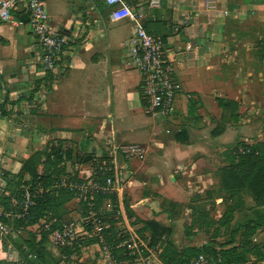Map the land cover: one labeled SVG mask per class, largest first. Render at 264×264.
Masks as SVG:
<instances>
[{
  "label": "crops",
  "instance_id": "crops-1",
  "mask_svg": "<svg viewBox=\"0 0 264 264\" xmlns=\"http://www.w3.org/2000/svg\"><path fill=\"white\" fill-rule=\"evenodd\" d=\"M123 1L144 8L147 31L165 40L175 64L181 89L170 122L145 113L142 76L128 57L133 24L112 21L114 8L104 0H45L52 26L68 40L52 73L35 64L39 48L29 17L19 7L11 21L0 25V108L8 112L0 117V170L15 182L24 161L58 146L66 151L59 168L76 175L82 171L68 155L99 157L120 146L132 151L125 200L137 220L164 241L202 246L216 240L218 251L231 249L233 245L223 244L238 223L264 219V208H257L248 194L229 230L214 224L210 240L199 229L188 236L186 223L194 206L208 203L218 209L213 219L220 221L234 203L221 191L219 177L227 152L264 142V53L239 50L241 27L264 12V0ZM219 101L236 107L225 113ZM24 177L31 181L29 174ZM71 212L68 208V221L81 215ZM253 242L259 249L246 253V262L226 264H264V226ZM236 246L242 251L240 242ZM91 250L102 255L92 247L80 259L60 264H88Z\"/></svg>",
  "mask_w": 264,
  "mask_h": 264
},
{
  "label": "built area",
  "instance_id": "built-area-1",
  "mask_svg": "<svg viewBox=\"0 0 264 264\" xmlns=\"http://www.w3.org/2000/svg\"><path fill=\"white\" fill-rule=\"evenodd\" d=\"M104 2L114 8L110 15L112 21L128 20L133 24L128 57L132 67L142 76L141 98L145 113L168 124L181 87L175 77V64L168 57L165 40L147 31V13L144 8H132L123 0ZM19 7L23 8L29 17L30 30L39 48L35 64L45 73L54 72L65 52L67 38L52 26L45 0H0V25L11 21L12 13ZM166 133L170 134L171 130L168 128ZM52 148L60 149L58 146ZM61 150L66 159V151ZM131 154L132 151L120 146L112 147L104 156L97 157L92 154L98 171L94 170L91 163L92 173L89 177L80 178L78 183L70 181L66 186L87 203L88 212L85 219L81 223L66 221L60 226L57 218L43 217L32 226L35 233L48 234L49 241L58 248H73L80 241L95 238L96 242L87 246V249L97 248L107 264H161L155 249L137 232L126 211L124 200L131 179L128 164L132 160ZM9 184V177L0 170V234L4 237L14 233L13 220L27 221L31 217L30 210L35 205V195L30 191L31 181L21 186V198L18 199L14 194L10 197L9 204L4 203L3 197L10 195ZM38 186L43 189L41 182H38ZM96 195L109 196L100 208H97ZM55 225L60 227L55 229ZM111 229L115 230L117 236L112 242L107 237ZM121 251L128 252V259L123 263L120 262ZM5 253L7 262H20V253L11 244L6 246ZM220 263V256L215 260L206 255H199L191 264Z\"/></svg>",
  "mask_w": 264,
  "mask_h": 264
},
{
  "label": "trees",
  "instance_id": "trees-1",
  "mask_svg": "<svg viewBox=\"0 0 264 264\" xmlns=\"http://www.w3.org/2000/svg\"><path fill=\"white\" fill-rule=\"evenodd\" d=\"M125 1L130 2L131 0ZM219 103L225 113L232 109L231 106H233V108L236 107V104L234 103L228 105L223 101H219ZM7 115L8 112L1 107L0 117ZM68 156V159L72 158L70 155ZM80 157L82 159L81 164L83 165L93 163L94 157L92 154H80ZM227 159V165L219 171L221 191L228 198H231L234 203L227 205L226 211L219 222L214 221L211 214L207 212L205 204L194 206L192 218L186 224V233L188 236L197 229L208 232L207 229L214 224H219L220 226L225 227L226 230H229L230 225L234 220L235 211L240 209L244 204L243 194H248L257 208H264V142L241 144L227 152ZM64 160L66 159H64L62 150L52 148L50 153H36L30 157L29 160L24 161L22 171L17 178L21 180L25 174H29L31 176L30 191L35 195V205L30 210L31 217H29L27 221H24L26 226H33L43 217L57 218L60 221V226L68 221V218H66L68 214L67 204L77 197V193L67 188H54L55 183L59 181L60 176L64 172V168H59ZM93 166L94 170L97 172L98 170L94 163ZM38 182H41L43 189L38 186ZM108 197L109 196L105 195H96L95 200L97 208H99V205H102L104 200ZM112 198L115 199L116 197ZM124 201L127 214L137 232L141 236L142 233L146 231L149 232V246L152 249L157 250V256L161 264H191L199 255H206L215 260L220 256L223 264L228 262L244 263L247 261L246 253L251 252V250L259 249L253 242V236L260 227L264 226V219L261 223L252 219L238 223L232 231L228 241L223 244L233 245V248L227 249L226 251H218L214 247V244H219L216 240H211L202 246L187 245L183 243L178 245L173 240L164 241L157 232L150 229L143 221L137 220L128 201ZM8 202L7 204H9ZM80 205L81 213L86 215L88 212L87 203L81 200ZM110 222L112 224L114 223V221ZM60 226L55 225L54 228L56 229ZM219 230V228L215 230L216 235H219ZM241 231L243 232L241 233L240 241H238L237 235ZM107 237L111 242L116 239L117 236L115 230H109ZM95 242L96 239L92 238L80 241L78 245L73 248H59L61 260L57 263L60 264L63 259L69 260L71 257H77L80 259L83 252L86 251L87 246H91ZM237 242H240L242 251H238L236 246ZM48 243V234L35 233L29 240L26 250L22 249L21 246H18L20 255L24 257L23 264L46 263L50 256ZM7 245L4 236L0 234V264H11L6 261L5 248ZM119 253L120 262H126L128 259V252L121 251ZM30 255H32V257H30ZM34 255L36 256L35 258Z\"/></svg>",
  "mask_w": 264,
  "mask_h": 264
},
{
  "label": "rangeland",
  "instance_id": "rangeland-1",
  "mask_svg": "<svg viewBox=\"0 0 264 264\" xmlns=\"http://www.w3.org/2000/svg\"><path fill=\"white\" fill-rule=\"evenodd\" d=\"M254 20L255 21H251L248 20L246 22V25L242 26V30H241V36H239V50L242 52H250L253 51L255 53H264V12H257V14H255L254 16ZM262 115L264 116V110ZM263 116H261L258 120H263ZM82 155V154H81ZM72 159L75 161L74 163H72L74 166L78 165L80 166V171H82V173L77 172L76 175L71 174V171H66L64 170V172L62 173V175L60 176L59 181H57L55 183V187L54 188H59L56 185H61L60 188H67L66 187L71 180L76 181L77 183L80 182V178H87L91 175L92 170L90 169L91 167V163L86 164V166L82 167L83 164H81L82 159L80 157V155L78 156H72ZM82 165V166H81ZM19 175V173L17 174V176ZM72 176V177H71ZM74 176V177H73ZM25 177H23L21 180H19V178H16L15 182H11L10 186L8 188V190L11 191L10 196H13L14 194H16L17 198H21V193H22V189L21 186L27 182L25 179ZM19 187V188H18ZM18 188V189H17ZM70 190V189H69ZM183 189H179V192ZM205 190V189H204ZM198 191V190H196ZM75 192V191H73ZM186 194L184 193L183 196H185ZM180 196H182V194L180 193ZM4 203H7L8 200L10 201V197H3ZM7 200V201H6ZM82 199L80 198V196L77 194L76 200L74 201L75 204L69 205V209L72 211L71 213H81V205H80V201ZM209 205L206 206L207 207V212L211 214V216H213V218H217V216H219V211L217 208H214L213 205H211V203H208ZM100 207H102V205H99ZM99 207V208H100ZM184 206L181 205L179 206V210L184 211L183 210ZM81 213L80 217L77 218V215H75L76 219H73L72 222H77V220L79 218L81 223L84 219H85V215ZM189 222V221H188ZM187 224V223H186ZM13 227L15 228L14 233L11 235H6L4 238L6 240L7 244H11L13 247H15L18 251L19 247L21 246L22 249L26 250L29 240L32 238V236L35 234V231L33 229L32 226H26L24 221L21 219H15L12 222ZM208 235H203L202 238H204V240H210V238L212 237V232L214 230V226L212 225L211 227H209L208 229ZM142 237L146 240V241H150V236H149V232H144L142 233ZM184 240L183 237L180 238L179 241ZM221 242L227 240V238H222L220 239ZM92 248V247H90ZM48 250H49V258L48 261L44 264H58L57 262L61 260L60 257V253H59V248L56 247L53 243H51L49 241L48 243ZM20 253V252H19ZM35 254V253H33ZM88 259H85V262L88 261V264H107L108 262H105L103 256L101 255H97V253L95 252V250H91V253L86 254ZM21 256V255H20ZM36 256L34 255V258ZM24 263V257L21 256L20 258V262L18 264H23ZM86 264V263H85Z\"/></svg>",
  "mask_w": 264,
  "mask_h": 264
}]
</instances>
